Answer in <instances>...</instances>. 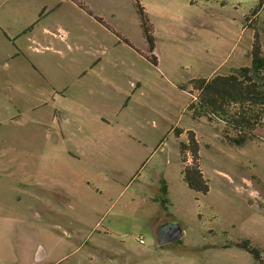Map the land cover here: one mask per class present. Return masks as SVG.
Segmentation results:
<instances>
[{
  "label": "rangeland",
  "instance_id": "1",
  "mask_svg": "<svg viewBox=\"0 0 264 264\" xmlns=\"http://www.w3.org/2000/svg\"><path fill=\"white\" fill-rule=\"evenodd\" d=\"M77 3L146 53L133 0H0V264H257L234 246L242 241L259 250L264 261V141L228 145L222 140L223 122L194 120L186 111L192 100L189 80L226 76L249 66L245 55L253 31L244 20L255 9L264 54V0H141L150 12L156 68L113 33L89 29V18ZM97 51L100 56L93 59ZM72 61L96 63L90 78L115 76L122 85L119 72L127 63L128 77L142 83L147 102L164 114L163 132L150 137L158 146L154 155L167 158L168 167L178 171V148L169 131L194 132L208 193L197 194L179 182L182 188L174 186L172 205L164 213L140 204L152 194L149 179L141 189L129 186L136 192L120 191L140 173L141 164L130 176L104 181L92 179L94 167L87 162L52 159L58 149L49 144L47 129L36 125V92L47 90L44 82L50 77L79 92L81 73L73 77L67 69ZM151 81L157 83V94L150 93ZM117 138L128 141V135ZM30 171L37 175L33 182L42 185L28 187L24 178ZM87 182L101 183L105 193L86 189ZM160 221L179 224L184 238L159 246L154 231ZM140 237L143 246L136 243Z\"/></svg>",
  "mask_w": 264,
  "mask_h": 264
},
{
  "label": "crops",
  "instance_id": "2",
  "mask_svg": "<svg viewBox=\"0 0 264 264\" xmlns=\"http://www.w3.org/2000/svg\"><path fill=\"white\" fill-rule=\"evenodd\" d=\"M83 13L89 18V29L100 27L110 32L94 19V17H99L92 12L93 17L88 16L84 11ZM146 13L150 17V12L146 11ZM103 23L105 24V22ZM47 49L50 48H44L45 51ZM105 52H107V49H104L101 54H106ZM98 53L99 51L94 53L92 58L99 57L100 54ZM141 54L145 55L146 53H139L142 57ZM142 58L147 62L144 57ZM97 61L100 65L101 61L99 59ZM109 64L116 68L115 62L109 61ZM123 66L124 70L119 72L125 82L122 85L118 83L115 76L90 78L88 73L96 71V63L90 65L89 63L70 62L67 69L71 75L74 77L76 73H81L80 76H77V79L80 80L81 90L76 93L71 89L70 83L62 82V85L58 86L59 79L48 78L44 82L47 90L43 92L38 90L36 92L37 101L33 110L39 113L40 116L36 120V125L47 129L49 144L52 146L56 145L53 147L58 149L52 156L50 155L52 159L55 155L54 160L60 164H64V161H71L75 163L87 162L93 165V180L108 181L114 179L116 175L123 177V174L127 172L128 176H130L134 173L136 166L141 164L140 173L136 172L131 177V181L128 182V186H124L120 191L122 193L131 191L130 185H135L137 189H141L142 183L146 184V180L149 179L153 188L152 194L142 198L140 204L150 203L154 207L157 206V210L159 207L162 212L168 213L169 207L172 205L174 186L182 188L179 184L181 182L187 187L181 177L182 165L179 150V144L185 143L186 137L181 134L179 138H175L172 133L174 128L169 131L175 139V145L179 153L178 171L175 172L168 167L169 161L167 158H159L154 155L158 146L153 147L155 140L150 139V137L156 138L158 133L163 132L160 119L164 118V114L158 106L147 102L146 98L149 96V92H143V85L138 79L128 77V64L124 63ZM40 69L41 71L45 69L43 63H40ZM147 83L149 82L147 81ZM149 87L151 88L150 93H158V86L155 81H151ZM99 111H102L101 114H99ZM102 116L106 117V119ZM91 117H93V120ZM92 124L94 126H91ZM92 127H97V130ZM53 131H58L61 139L58 136L54 137L55 133L53 134ZM117 134L128 135V141L121 138L118 139ZM79 135H83V138H78ZM54 141L55 143H53ZM35 156L38 157V155ZM36 176V173L33 174L31 171L28 176L26 175L24 181L28 180V187L42 185L41 181L33 182ZM84 176L90 177L89 172L84 171ZM161 181H164L167 186L166 199L168 203L165 207H162L161 202L157 199ZM55 183L58 187L63 188L61 181H55ZM21 185L24 186L23 184ZM85 188L88 190L95 189L100 195L104 192V188L99 182L95 186L87 182ZM105 188L109 190L111 187L106 184ZM111 191L113 189L109 192ZM131 192L136 191L132 190ZM159 223L154 231L155 237L156 230L162 221ZM136 243L139 245L137 240Z\"/></svg>",
  "mask_w": 264,
  "mask_h": 264
},
{
  "label": "trees",
  "instance_id": "3",
  "mask_svg": "<svg viewBox=\"0 0 264 264\" xmlns=\"http://www.w3.org/2000/svg\"><path fill=\"white\" fill-rule=\"evenodd\" d=\"M72 1L75 2V0ZM133 2L146 45V54L141 55L151 66L157 67L158 62L154 55L156 40L149 17L141 5V0H133ZM262 2L263 0H260V4ZM77 6L88 16L93 17L86 6H82L80 3H77ZM257 11L258 9H255L244 20L245 28L253 31L251 50L245 55V58L250 61L249 66L240 67L226 76H213L210 79L197 78L188 81L189 90L187 92L192 95V100L189 101L186 111L191 114L194 120L205 119L209 123L214 120L223 122L225 129L222 132V140L228 145L236 147L242 146L248 140L264 141V54L259 43L258 29L255 26L254 17H256ZM94 19L116 37L118 36L125 45L139 53L128 40L116 34L101 19L96 17ZM178 89L186 91L184 86H178ZM172 133L175 138H179L181 134L186 137V142L179 144L183 183L189 190L206 195L209 191L208 180L201 170L199 143L194 132L174 128ZM166 198L167 186L164 181H161L157 199L161 202L162 207L168 203ZM234 246L252 255L257 264H264L260 251L251 247L249 241H242Z\"/></svg>",
  "mask_w": 264,
  "mask_h": 264
},
{
  "label": "water",
  "instance_id": "4",
  "mask_svg": "<svg viewBox=\"0 0 264 264\" xmlns=\"http://www.w3.org/2000/svg\"><path fill=\"white\" fill-rule=\"evenodd\" d=\"M185 236L184 231L177 223L160 225L156 230L157 243L159 246L176 243Z\"/></svg>",
  "mask_w": 264,
  "mask_h": 264
},
{
  "label": "built area",
  "instance_id": "5",
  "mask_svg": "<svg viewBox=\"0 0 264 264\" xmlns=\"http://www.w3.org/2000/svg\"><path fill=\"white\" fill-rule=\"evenodd\" d=\"M137 242L139 243V245H143L144 244V241H143V239L141 237L137 239Z\"/></svg>",
  "mask_w": 264,
  "mask_h": 264
},
{
  "label": "flooded vegetation",
  "instance_id": "6",
  "mask_svg": "<svg viewBox=\"0 0 264 264\" xmlns=\"http://www.w3.org/2000/svg\"><path fill=\"white\" fill-rule=\"evenodd\" d=\"M163 225V224H162Z\"/></svg>",
  "mask_w": 264,
  "mask_h": 264
}]
</instances>
